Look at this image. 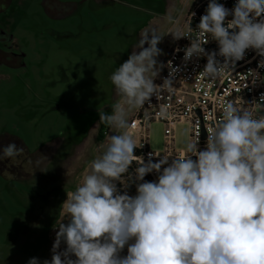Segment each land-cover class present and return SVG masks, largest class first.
Here are the masks:
<instances>
[{"label":"clouds","instance_id":"9594fccd","mask_svg":"<svg viewBox=\"0 0 264 264\" xmlns=\"http://www.w3.org/2000/svg\"><path fill=\"white\" fill-rule=\"evenodd\" d=\"M196 32L203 39L169 33L190 39L185 61L206 57L204 76L221 78L249 49L264 57V0H237L232 9L209 0ZM163 36L143 30L128 59L111 74L119 99L110 114H98L112 134L98 146L82 182L67 193L61 211L68 223L58 225L51 261L43 264H264V114L226 101L205 149L193 136L171 161L167 154L156 162L159 153H149L147 161L134 154L131 115L152 97L159 101L165 92H175L170 62L168 77L155 83L165 67L157 59ZM208 36L218 51L205 50ZM258 66L264 68V59ZM248 75L254 82L261 79L255 70ZM159 116L166 118L168 109L161 107ZM23 153V147L8 143L0 148V161H15ZM133 162L137 167L130 171ZM152 172L157 179L145 181ZM117 182L125 189L135 183L136 195L121 194ZM62 242L66 248L59 251ZM27 264L40 262L33 257Z\"/></svg>","mask_w":264,"mask_h":264},{"label":"rangeland","instance_id":"374dc122","mask_svg":"<svg viewBox=\"0 0 264 264\" xmlns=\"http://www.w3.org/2000/svg\"><path fill=\"white\" fill-rule=\"evenodd\" d=\"M193 2L0 0V148L24 149L0 161V264L51 261L58 225L68 223L61 205L98 154L101 126L110 130L98 113L119 99L111 74L143 30L164 35L161 62ZM148 135L150 150L162 151L164 124L152 122ZM188 138L190 125H177L176 149Z\"/></svg>","mask_w":264,"mask_h":264},{"label":"built area","instance_id":"2783aa9c","mask_svg":"<svg viewBox=\"0 0 264 264\" xmlns=\"http://www.w3.org/2000/svg\"><path fill=\"white\" fill-rule=\"evenodd\" d=\"M218 3L224 4L228 9L234 8L237 0H217ZM209 0H194L182 22H177L176 26L180 29L179 35L198 37L196 27L199 24L200 17L205 14ZM192 13H195L193 16ZM232 19V16L227 17ZM189 25L192 30L189 29ZM203 39V38H201ZM208 42L203 45L206 51H218V44L207 37ZM171 45L166 49L165 55L161 62L165 65L155 83L162 84L163 79L169 75V62L174 73L175 92L169 94L165 92L158 101L152 97L151 104H146L144 109L134 112L130 119L135 125L131 131L135 135L138 147L134 154L148 159L149 153H159L160 156H153L156 162L164 154L171 155L170 161L181 153V150L175 147V128L181 123H188L191 128V137L198 136L200 150L205 149L208 131L221 116V109L226 101L242 103L244 107H251L255 112L264 114V68L259 67V61L264 57L259 56L254 50L246 51L242 60L237 61L230 72L216 80H210L203 74L204 66L207 63L206 57H192L190 60H184V50L190 46L188 37L179 39L172 38ZM179 49V51H177ZM223 62L222 57H217ZM251 70L259 73L261 79L252 80L248 75ZM255 103V104H254ZM161 107L168 109V116L162 118L159 116ZM147 114V115H146ZM152 122H161L165 126L166 143L162 151H151L149 148L148 126ZM112 134V129L103 131L102 141L107 143L108 137ZM195 159V157H193ZM166 166V165H165ZM132 167H137L133 162ZM150 181L157 179L158 174L155 172L147 174Z\"/></svg>","mask_w":264,"mask_h":264},{"label":"trees","instance_id":"16d2710c","mask_svg":"<svg viewBox=\"0 0 264 264\" xmlns=\"http://www.w3.org/2000/svg\"><path fill=\"white\" fill-rule=\"evenodd\" d=\"M106 126H101V129L99 130V137L102 139L103 137V129L105 128ZM1 140V139H0ZM22 145V143H21ZM135 168L134 167H131L130 168V171H133ZM2 171V170H1ZM144 180L145 181H150V177L148 175H146L144 177ZM127 181L125 179V185H126ZM117 187L120 189L121 191V194H123V192L127 191L128 195L130 196H135L136 195V185L135 183H132L130 184L126 189L124 188V186L120 183V182H117ZM120 256H126L127 255V252L123 251L121 253H119Z\"/></svg>","mask_w":264,"mask_h":264},{"label":"flooded vegetation","instance_id":"af4514ba","mask_svg":"<svg viewBox=\"0 0 264 264\" xmlns=\"http://www.w3.org/2000/svg\"><path fill=\"white\" fill-rule=\"evenodd\" d=\"M4 166L6 168V169L4 168L5 170L10 169L11 171H12V168L15 167L14 165H9V164H7V165L4 164Z\"/></svg>","mask_w":264,"mask_h":264},{"label":"bare ground","instance_id":"6f19581e","mask_svg":"<svg viewBox=\"0 0 264 264\" xmlns=\"http://www.w3.org/2000/svg\"><path fill=\"white\" fill-rule=\"evenodd\" d=\"M129 243H134V240H132V241H129ZM127 247H128V245H125V247H124V248H126V249H127Z\"/></svg>","mask_w":264,"mask_h":264}]
</instances>
